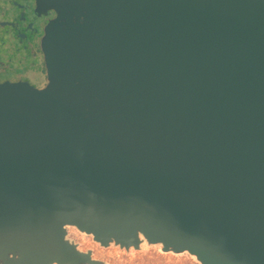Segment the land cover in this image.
<instances>
[{
	"label": "water",
	"instance_id": "obj_1",
	"mask_svg": "<svg viewBox=\"0 0 264 264\" xmlns=\"http://www.w3.org/2000/svg\"><path fill=\"white\" fill-rule=\"evenodd\" d=\"M83 2L91 112L0 83V264H264V0Z\"/></svg>",
	"mask_w": 264,
	"mask_h": 264
},
{
	"label": "flooded vegetation",
	"instance_id": "obj_2",
	"mask_svg": "<svg viewBox=\"0 0 264 264\" xmlns=\"http://www.w3.org/2000/svg\"><path fill=\"white\" fill-rule=\"evenodd\" d=\"M86 8L83 0H0V83L27 82L91 112L89 85L97 77L78 80L96 63L92 58L89 61L85 48L90 42L87 25L91 20ZM74 233L66 227L67 238L104 264V258L93 254L99 248L82 247L72 237Z\"/></svg>",
	"mask_w": 264,
	"mask_h": 264
},
{
	"label": "rangeland",
	"instance_id": "obj_3",
	"mask_svg": "<svg viewBox=\"0 0 264 264\" xmlns=\"http://www.w3.org/2000/svg\"><path fill=\"white\" fill-rule=\"evenodd\" d=\"M72 229L75 231L72 237L82 242V247L94 248L95 246L99 248L94 249L93 254L104 258V264H198L186 253L162 252L157 246L144 243L140 245L139 249L130 248L128 251L112 245L100 247L93 241L85 239L86 235L79 233L74 228ZM83 239L85 240L84 242L82 241Z\"/></svg>",
	"mask_w": 264,
	"mask_h": 264
}]
</instances>
